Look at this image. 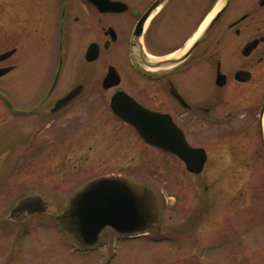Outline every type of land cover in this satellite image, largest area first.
Instances as JSON below:
<instances>
[{"label":"flooded vegetation","instance_id":"obj_1","mask_svg":"<svg viewBox=\"0 0 264 264\" xmlns=\"http://www.w3.org/2000/svg\"><path fill=\"white\" fill-rule=\"evenodd\" d=\"M153 1L0 0V55L11 51L0 60V69H6L0 75V107L4 117L11 119L5 117L6 128L22 133L21 152L26 144L37 143L39 137L34 134L42 127L54 138L86 134L79 158L88 161L89 153L98 155L106 129L117 134L124 128L161 151L167 164L180 167L179 173L186 170L184 175L191 177L195 188L212 150L221 152L216 159L224 162L220 170L249 161L263 168L264 0H167L164 8L171 1L176 3L185 29L171 49L164 51V57L179 59L159 66L150 58L158 56L146 41V27L141 35L135 33ZM110 72L115 77L105 86ZM14 85L15 95L9 93ZM119 92L132 99L118 101L119 110L134 112L138 106L165 116L190 147L202 148V169L190 172L177 154L145 142L114 111L111 101L116 94L122 97ZM70 93L74 94L60 102ZM61 118L66 120L57 126ZM25 129L32 135L27 137ZM106 175L125 177L97 170L87 174L78 188ZM181 175H166L170 193L164 192L159 200L164 217L184 212ZM255 177L261 181L264 174L247 176L245 181ZM162 225L157 222L139 236L159 231ZM165 225L164 233L154 239L176 244L177 235L168 233L176 226Z\"/></svg>","mask_w":264,"mask_h":264},{"label":"rangeland","instance_id":"obj_2","mask_svg":"<svg viewBox=\"0 0 264 264\" xmlns=\"http://www.w3.org/2000/svg\"><path fill=\"white\" fill-rule=\"evenodd\" d=\"M176 6L172 1L165 8L163 5L145 25L146 41L158 57L171 49L185 29ZM9 88L15 95L16 86ZM5 117L11 121L10 116ZM5 117L0 107V264H264V179L245 181L247 176L264 174V166L249 161L220 170L224 162L216 159L221 152L212 150L195 188L191 177L184 175L186 170L180 172L182 176L179 166L167 164L161 151L146 146L127 129L121 128L117 134L106 129L98 155L89 153L88 161H83L79 155L86 134L54 138L48 128L41 127L34 134L39 137L37 143L26 144L22 153L18 148L22 133L7 129ZM65 120L59 119L57 126H63ZM28 131L24 132L27 137L32 135ZM201 137L198 142L203 134ZM97 170L147 184L161 202L164 192L170 193L166 175L179 174L184 212L164 217L162 210L161 230L148 236L130 238L106 228L93 247H81L56 216L86 175ZM33 193L47 201L45 211L12 219L11 207ZM164 222L166 227L176 226L168 232L177 235L176 244L154 239L164 233Z\"/></svg>","mask_w":264,"mask_h":264},{"label":"water","instance_id":"obj_3","mask_svg":"<svg viewBox=\"0 0 264 264\" xmlns=\"http://www.w3.org/2000/svg\"><path fill=\"white\" fill-rule=\"evenodd\" d=\"M166 1L152 2L137 23L135 31L137 36L141 35L147 20L158 12ZM10 53L11 51L8 52ZM8 54L0 55V60ZM152 58L155 66L164 65L165 62L174 63L179 59L164 56ZM5 70L0 69V75ZM112 76L115 77L112 72L108 73L105 86L112 84L108 83ZM72 94L74 93H70L60 102H66ZM119 95L122 97L116 94L111 101L114 111L130 122L145 142L177 154L185 162L186 168L192 172L198 173L202 169L205 160L202 148L190 147L180 130L165 116H159L138 106L134 112L133 109L119 110L116 105L118 101L132 100L124 92H119ZM47 204L40 194H27L11 207L9 215L12 219L19 220L25 214L45 211ZM159 212L157 192L149 185L119 175H106L93 178L75 190L67 198L64 209L56 216V220L80 245L93 246L106 228L127 236H137L146 232L159 222Z\"/></svg>","mask_w":264,"mask_h":264},{"label":"bare ground","instance_id":"obj_4","mask_svg":"<svg viewBox=\"0 0 264 264\" xmlns=\"http://www.w3.org/2000/svg\"><path fill=\"white\" fill-rule=\"evenodd\" d=\"M147 22H148V20H147ZM147 22H146V23H147ZM151 58H152V57H151Z\"/></svg>","mask_w":264,"mask_h":264}]
</instances>
